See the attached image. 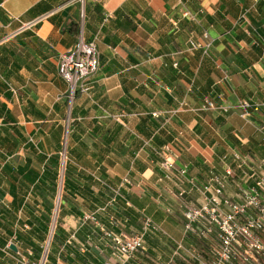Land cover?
<instances>
[{"label":"crops","instance_id":"obj_1","mask_svg":"<svg viewBox=\"0 0 264 264\" xmlns=\"http://www.w3.org/2000/svg\"><path fill=\"white\" fill-rule=\"evenodd\" d=\"M81 28L98 67L88 93L69 99L58 61ZM205 100L261 106L244 118L191 111ZM65 136L71 163L59 191ZM262 137L264 0H0V264L34 263L47 242L46 264H105L104 233L140 234L145 218L156 230L127 264H168L183 213L203 203L198 188L219 178L237 202L264 177ZM165 147L182 178L161 179ZM214 236L184 243L206 254Z\"/></svg>","mask_w":264,"mask_h":264},{"label":"built area","instance_id":"obj_2","mask_svg":"<svg viewBox=\"0 0 264 264\" xmlns=\"http://www.w3.org/2000/svg\"><path fill=\"white\" fill-rule=\"evenodd\" d=\"M83 7L85 0H76ZM183 16L193 20L191 12L185 10ZM45 17H38L24 25V28L36 27ZM204 39L208 35L204 33ZM194 48L201 47L199 44L191 43ZM211 41H207L202 48L208 52ZM98 67L97 49L95 42L85 43L82 36V28L79 30L78 40L73 49L66 55H62L58 61V72L68 86L69 99L77 94L88 93L89 88L86 79L96 72ZM186 104L181 103L184 108ZM259 103L247 100L238 101L234 105L224 106L212 100H205L202 104L192 107L193 112L236 110L241 118L255 113L260 108ZM264 139V137H262ZM66 136L62 140L59 151V191L64 183L66 166L71 163L66 154ZM264 142V140H262ZM161 157L160 171L163 180L172 176L183 177L186 168L178 169L175 166V153L172 149L165 147L159 152ZM233 159L237 161L238 169L246 166V161L238 156ZM264 165V163H262ZM231 176V171H226ZM127 182V179L123 181ZM193 184V182H190ZM208 189L212 194L206 195ZM224 182L213 177L210 184L198 188L197 191L203 199L199 208H188L184 213L183 236L181 239H171L173 244L172 256L168 264H264V177L256 179L251 185L240 188V199L237 202H230L223 196ZM60 193V192H59ZM118 195V192H116ZM93 220L92 217H85V220ZM54 224L51 228L53 237ZM143 231L130 237H122L110 232L104 236L110 241L113 254L105 264H127L141 251L144 235L148 231L156 230L149 218L144 219ZM189 234L197 239H203L214 234L216 245L206 254L192 246L185 245L184 238ZM49 255V242L41 248L39 259L36 262H24L22 264H46Z\"/></svg>","mask_w":264,"mask_h":264},{"label":"rangeland","instance_id":"obj_3","mask_svg":"<svg viewBox=\"0 0 264 264\" xmlns=\"http://www.w3.org/2000/svg\"><path fill=\"white\" fill-rule=\"evenodd\" d=\"M57 159H58V156H57ZM58 164H57V167H59V161L57 162Z\"/></svg>","mask_w":264,"mask_h":264},{"label":"trees","instance_id":"obj_4","mask_svg":"<svg viewBox=\"0 0 264 264\" xmlns=\"http://www.w3.org/2000/svg\"><path fill=\"white\" fill-rule=\"evenodd\" d=\"M55 163V162H54ZM40 253H41V250H40ZM48 259V258H47Z\"/></svg>","mask_w":264,"mask_h":264},{"label":"water","instance_id":"obj_5","mask_svg":"<svg viewBox=\"0 0 264 264\" xmlns=\"http://www.w3.org/2000/svg\"><path fill=\"white\" fill-rule=\"evenodd\" d=\"M13 249V247H11ZM14 250V249H13Z\"/></svg>","mask_w":264,"mask_h":264}]
</instances>
